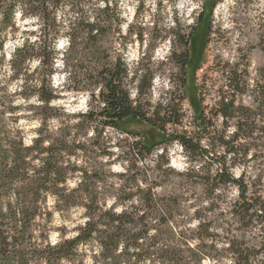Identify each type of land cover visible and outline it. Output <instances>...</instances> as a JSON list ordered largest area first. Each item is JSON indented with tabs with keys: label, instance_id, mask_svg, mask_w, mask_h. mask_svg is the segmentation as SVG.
<instances>
[{
	"label": "trees",
	"instance_id": "1",
	"mask_svg": "<svg viewBox=\"0 0 264 264\" xmlns=\"http://www.w3.org/2000/svg\"><path fill=\"white\" fill-rule=\"evenodd\" d=\"M63 4H69L72 11L65 19L58 15ZM142 4L139 0L138 10ZM213 5L206 17L204 8L198 12L197 25L205 23ZM116 10L115 0H0V264H218L228 256L234 264H264L263 185L246 181L245 169L235 176L226 161L227 156L246 158L252 144L248 138H256L257 113L249 108L243 111L234 106L233 98L222 96L216 114L226 122L242 110L237 128L227 135L224 130L212 129L203 101L195 97L192 105L201 133L170 131V125L183 123L175 99L153 105L147 98L153 73L139 72L141 69L131 75L130 81H137L133 98L127 65L120 57L110 59ZM26 18L37 21L35 31H24L35 38L25 37L7 61L5 43L20 30L18 20ZM194 26L191 33L183 35L185 51L171 54L183 82L197 60L191 54L199 34ZM206 32H211V25ZM143 35L141 28L136 33L139 41ZM62 36L67 40L62 53L63 87L89 91L84 111L71 113L52 104L58 93L51 76L57 70V44ZM78 56L89 57L93 65L82 70ZM34 58H38L39 67L31 70ZM8 67L12 71L9 79L3 74ZM21 77L22 87L10 91L9 80ZM228 78L233 89L241 90L237 76ZM183 92L185 95L186 85ZM32 96L36 101H31ZM33 119L39 125L35 134L28 136L31 130L25 125ZM129 121L146 123L149 134L127 129ZM107 128L132 137L124 152L128 158L124 172L115 173L111 162L97 160ZM204 139L212 146L203 145ZM175 141L188 165L177 179H170V166L152 167L145 160L161 144ZM219 146L223 154L216 149ZM215 156L220 166L213 170L206 159ZM72 179L74 186L69 185ZM196 183L209 196L235 185L238 199L229 213L240 226L258 228V244H250L236 232L227 231L223 237L212 232L211 222L201 214L196 216L197 225L191 226L194 216L189 201ZM71 207H82L85 220L68 235L65 227L53 226V215ZM53 230H58L54 242Z\"/></svg>",
	"mask_w": 264,
	"mask_h": 264
},
{
	"label": "rangeland",
	"instance_id": "2",
	"mask_svg": "<svg viewBox=\"0 0 264 264\" xmlns=\"http://www.w3.org/2000/svg\"><path fill=\"white\" fill-rule=\"evenodd\" d=\"M115 1H117L118 19L115 23L116 31L111 34L114 47L108 53L112 61L120 57L127 65L129 69L128 87L132 97L135 98L137 94V81H130L133 72L141 69L139 72L153 73L152 87L147 98L153 105L172 98L175 99L174 103H178L180 107L183 123L177 126L170 125V131L180 132L187 129L194 133H201L192 105V99L195 97L203 101L202 105L206 107L205 115L213 123L212 129L215 128L217 132L224 130L227 135L232 134L237 128L236 119L242 115V110L235 114L236 118L226 122L220 114H216L222 96H226L227 99L233 98L234 106L241 107L243 111L249 108L256 112L257 130L253 134L256 138L253 140L248 138L252 144L246 158L234 160L231 156H227L226 161L235 176H239L245 169L246 181L258 187L263 185L264 189V131H259L260 127H264V94H262L264 92L262 88L264 84V0H216V3H214L215 0H142L143 4L139 10L137 9L139 0ZM102 3L100 6L103 5ZM212 5L211 15L206 18L205 23L197 25L198 12L204 8L206 17ZM91 9L87 8L88 13ZM58 15L63 19L72 15L70 5L63 4ZM18 21L20 30L15 37L8 38L4 46L7 61L25 37L35 38L34 34L24 31H35L37 29L36 19L26 18ZM129 24L132 25V33L129 31ZM209 24L211 25L210 33L206 32ZM193 26L198 28L199 34L196 39V48L191 51V54L195 55L196 64L199 63V67L195 68L196 64L191 65L188 68L187 79L183 82L181 69L171 54L185 51L186 47L182 42L183 35L187 36L191 33ZM141 28L144 33L143 41H139L136 36ZM177 32L180 33V38H177ZM66 43V37L59 38L55 65L57 70L51 76L52 85L57 89L58 94L52 104L61 106L71 113L84 111L87 109L89 91H77L63 87L65 73L62 53ZM76 60L78 66L84 71L93 65L89 57L78 56ZM29 67L31 70L37 69L39 67L38 58H34ZM11 72L8 67L3 74H6V78L9 79ZM228 76H237L241 80L239 84L241 90L233 89L234 86L229 85ZM10 80L9 90L12 92L24 84L22 77ZM184 85H186V97L183 92ZM17 99L21 100V97ZM35 99V96H32L31 101H36ZM38 125L35 119L26 123V129L31 130L28 136L35 134L33 130ZM125 127L144 135L150 132V126L144 122L129 121L125 123ZM102 141L101 152L97 160L111 162V169L115 173L124 172L126 161H128L127 153L124 154V152L128 150L132 137L114 128H107L103 133ZM244 141L243 139L242 142ZM202 144L212 146L208 139H204ZM216 149L223 154L221 146ZM163 150H165L164 153H162ZM206 161L212 165L213 170L220 166L216 156ZM145 163L152 167L161 165L166 169L170 166L172 170L167 171L170 179L174 177L177 179L178 173L184 171L188 165L187 156L176 141L158 146L154 153L145 160ZM139 164L143 167L141 163ZM69 185L74 186L75 180H70ZM194 187L195 194L189 201L193 204L189 209L190 215L194 216L191 226L197 225L199 218L196 216L201 214L211 222L212 232L219 233L222 237L227 231L236 232L237 235L244 236L250 244H258V228L240 226L229 213L231 204L238 199L235 185L219 189L214 196L204 193L200 184L196 183ZM49 204H53L52 198L49 199ZM83 213L82 207L56 210L53 215V226L55 228L65 227L68 235H72L75 233V227L85 220ZM57 238L58 230H53L51 240L54 242ZM218 264L234 263L228 256Z\"/></svg>",
	"mask_w": 264,
	"mask_h": 264
}]
</instances>
